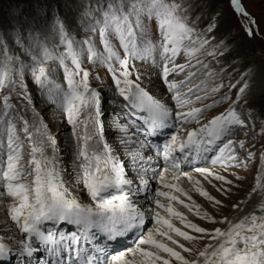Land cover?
I'll return each mask as SVG.
<instances>
[{
  "label": "snow or ice",
  "instance_id": "snow-or-ice-1",
  "mask_svg": "<svg viewBox=\"0 0 264 264\" xmlns=\"http://www.w3.org/2000/svg\"><path fill=\"white\" fill-rule=\"evenodd\" d=\"M229 2L234 12L243 17L240 24L245 34L249 38L256 36L259 25L242 0ZM197 7L192 0H96L95 6L90 5L85 12L90 17L85 27L98 34L102 51L91 37L73 39L60 22L57 31L63 51L56 56L45 47L43 57L34 58L28 66L33 83L61 108L63 120L71 127L74 176L81 191L86 192L88 202L82 201L68 186L57 154V140L47 124L42 121L29 124L22 116H14L11 94L0 97V195L11 198L7 218L24 236L16 241V255L24 264H31L30 258L38 252L30 241H38L44 247L48 254L44 264H264V201L256 210L238 219L224 216L217 221L207 211L201 214V206L180 184L181 177H187L192 191L214 207L224 206L200 180L179 169L182 163L208 160L225 169L248 167L255 154L249 151L241 159L234 147L237 142L227 137L234 134L236 126L245 125L237 109L248 104L253 90L259 87L264 94V75L257 83L258 73L249 69L241 74V80L228 85L229 92L235 90L234 99L225 94L219 101L194 106L224 87L222 84L207 87V79L216 73L201 57L216 60L228 51L227 44L217 43L212 35L219 26L217 17L203 31L198 29L197 19L190 15ZM147 22L155 25L159 37L155 43ZM6 51L0 46V89L18 87L17 94L31 103L24 64L8 56ZM85 57L89 63L103 66L111 75L115 91L132 118L131 126L140 125L137 132L156 135L162 129L176 128L158 150L165 168L159 173L161 187L155 189L151 197L154 207L150 209L145 210L134 197L151 193L148 173L156 177L152 168L154 157L145 156V151L152 150L151 146L145 140L136 139L135 134L130 135L128 125L117 124L118 130L125 134L120 144L136 172L135 180L129 178L125 162L105 138L103 96L90 85V70L83 67ZM178 58L184 63H179ZM47 60H58L66 87L53 78L52 70L45 63ZM137 60L150 62L158 69L164 95L158 96L143 85L144 77L134 63ZM201 72L206 79L193 84ZM181 75L183 79L174 78ZM223 100H229L228 107L202 122L203 113ZM193 123L197 126L189 128ZM25 140L29 147L27 160ZM238 144L241 149L245 147L243 140ZM170 170L176 171L169 177ZM195 171L218 192L229 195L233 181L225 175L205 167H196ZM236 179L242 177L236 176ZM213 180L221 182L220 185L213 184ZM258 191L264 192V153L248 199ZM243 203L233 204L232 208L239 210ZM176 205L226 227H201ZM146 221L153 226L145 232ZM176 221L183 227L177 226ZM62 223L74 225L76 231L65 234L54 227ZM130 237H135L133 246L112 254L114 243ZM101 238L105 241L103 245ZM178 238L186 242L207 238L209 242L196 253L195 259H188L182 253L191 255L193 249ZM9 239L15 240V237ZM11 255L13 247L0 237V264Z\"/></svg>",
  "mask_w": 264,
  "mask_h": 264
},
{
  "label": "rangeland",
  "instance_id": "rangeland-1",
  "mask_svg": "<svg viewBox=\"0 0 264 264\" xmlns=\"http://www.w3.org/2000/svg\"><path fill=\"white\" fill-rule=\"evenodd\" d=\"M192 2L198 5L190 14L191 18L197 19L198 29L203 31L212 23V18L217 17L219 26L212 35L215 37L217 43L223 41L228 46V51L224 52L223 56H218L216 60H213L212 57H201L204 59L205 63L211 64L212 69L216 73L215 77L207 79V87L211 88L220 84L224 85V87H221L218 92L209 95L205 100L194 106L200 107L201 103L211 104L213 100L219 101L225 94H228L230 99H234L235 90L229 92V84L241 80V74L252 69L253 66L258 65L264 70V0H242L246 10L259 25L257 35L252 38H249L245 34L240 24L243 17L238 16L234 12L229 0H192ZM95 4L96 0H0V46H3L7 50L6 54L8 56L16 57L18 61L23 62L25 67V83L27 84L28 94L32 102L29 103L26 99L17 94L20 91L18 87L15 89L10 87L0 89V97L11 94L10 103L15 106L13 110L14 116L17 114L22 116L29 124H32L31 122L34 120L36 123L42 121L47 124L50 132L57 140L58 146H60L58 149H60L61 155L66 158V160H73V162L74 155H72L73 151L70 146L71 127L63 120L61 108L56 106L54 101L48 97L44 90L33 83L28 66L33 64L34 58L41 59L43 57L42 50L45 47L56 56L63 51V46L59 43L57 31V26L60 22L63 23L65 30L71 34L73 39L83 40L87 37H91L96 42L97 48L102 51L98 34L90 32L87 27H85L90 19V17L85 15V12L90 5L95 6ZM147 23L150 35L155 43L159 39L155 32V25L152 22ZM21 29H24L23 34H21ZM33 29H35V31H32ZM113 42L117 43L118 47V42L115 40ZM220 51H224V49L221 48ZM178 62L184 63V60L178 58ZM45 63L49 69L52 70L53 78L59 84L66 87L63 79V70L59 67L58 60H47ZM134 63L144 78L147 79L151 76L158 77V69L150 62H141L137 60L134 61ZM83 67L90 70L91 87L102 92L104 101L102 104V120L106 121L104 127L108 130L105 132V135L106 139L110 140L111 128L120 122L119 119L116 118V124L115 121H110L109 118H111V115H114L112 114V110L115 109V111H117L118 106L122 108L124 101L115 91L111 75L103 66L93 65L89 63L85 57ZM97 75L99 79H96ZM174 78L183 79V76L181 75ZM204 79L206 78L201 72L196 79L193 80V84ZM197 94L202 95L203 93L199 92ZM228 104L229 100H223L214 107L207 109L203 113L201 121L204 122L212 116L224 111L228 107ZM237 110L241 113V118L245 120V125L242 127L236 126L234 128V134L229 135L227 139L237 142L234 143V147L237 155L241 159H243L249 151L255 154L254 158L248 162V167L246 168L229 166L227 169L218 168V171L214 172L225 175L228 179L233 181L228 196L218 192L212 184L206 182V184L203 185L210 195L223 201V207H214L207 199H205V205L202 206L203 203L201 201L198 202L197 199H193L201 206V214L207 211L210 215L214 216L217 221L227 216L230 213L229 210L232 205L254 187L257 169L260 164V156L264 153V133H261V128L264 127V94L259 93L256 97L252 98V100L249 99L247 105L242 104ZM28 115H31L30 119L33 121H30ZM18 126H20L19 123ZM196 126L197 125L194 123L188 125L189 128ZM63 131L69 135V138H67L64 133H61ZM241 140L245 142V147L243 149L239 148L238 144ZM67 143H69V148L66 147ZM28 151V143L25 140V160H27ZM69 151L72 156L67 158ZM71 166L72 163L70 164V167ZM69 173L71 174V172ZM199 176L201 175H198V177ZM236 176H240L242 179L237 180ZM72 177L74 176L72 175ZM73 183H76V186L78 185L76 181ZM220 183L219 181L213 180V184L220 185ZM224 187L227 188L229 186L224 185ZM151 205L153 206V204H150V207ZM2 206L6 207V202H4ZM181 206L182 205H176L178 210L181 211L183 209L181 212L184 211L185 213H189L186 208ZM190 213L186 215L187 218L201 227L211 229L220 226L219 223H212ZM0 215V222L3 226V223L8 219L7 214L4 211H0ZM176 223L177 226H180L178 221H176ZM149 225L151 227V223ZM2 226L0 227V232ZM11 232L14 233L15 236L18 234V230L15 227H13L11 231H3V234L4 236H10ZM191 234L199 235L196 233ZM178 239H180L181 243H185L187 247L193 249L191 255L182 253L190 259H195L196 253L208 242L207 238L199 242H186L181 238Z\"/></svg>",
  "mask_w": 264,
  "mask_h": 264
},
{
  "label": "bare ground",
  "instance_id": "bare-ground-1",
  "mask_svg": "<svg viewBox=\"0 0 264 264\" xmlns=\"http://www.w3.org/2000/svg\"><path fill=\"white\" fill-rule=\"evenodd\" d=\"M252 69H254L257 73H258V75H257V83H259V80H260V77H261V75H264V70H262L261 68H260V66H258V65H256V66H253L252 67ZM143 85L145 86H148V87H150L151 88V91L153 92V93H155L156 95H158V96H160V95H164V91H163V89L161 88V86H160V83H159V80H158V77H154V76H151V77H149V78H144L143 79ZM261 94V91H260V89H259V87H257V88H255L254 90H253V92H252V94H251V96H250V100H252V98H254V97H256V95H258V94ZM113 97V96H112ZM166 98V97H165ZM33 114V113H32ZM29 117V119L31 118V115H28ZM116 116L115 117H111V120L110 121H115V123L117 124V120H116ZM30 121H33V120H31L30 119ZM33 122H35V120L33 121ZM33 122H31V123H33ZM120 122V121H119ZM37 124H39V123H37ZM120 124V123H119ZM105 126V123H104V121H103V130H104V134H105V132L108 130L107 128H105L104 127ZM111 126V125H110ZM113 126V125H112ZM109 128V127H108ZM112 129V132L110 133L111 134V139L110 140H108V139H106L107 140V142L112 146V148L114 149V151H115V153L117 154V156L122 160V161H124V160H126V159H128V156L126 155V153H124L123 151H124V147L123 146H121V144H120V139L122 138V136H121V132L118 130V128H117V125H114L113 126V128H111ZM61 133H64V131L63 132H61ZM64 135L67 137V138H69V135H67V133L65 132L64 133ZM105 138H106V135H105ZM69 143H67L66 144V147L67 148H69ZM58 148H60V146H58ZM67 150V149H66ZM49 154H51V151L49 150ZM58 156H59V159H60V163H61V167H62V169H63V175H64V178H65V180H66V182H67V184H68V186L70 187V189L71 190H73V192H74V194L75 195H78L79 197H80V199L82 200V201H84V202H88V197H87V194H86V192H82L81 191V186H79V185H77L76 186V183H73L74 182V180H72L71 178H72V176H71V174L69 173L70 171L68 170V171H65L64 170V168H66V169H68L67 168V161L68 160H66V158H64L62 155H61V153H60V149H59V151H58ZM72 155H74V154H72ZM71 154H70V151L68 152V154H67V158L68 157H71L72 156ZM155 162V161H154ZM205 166V168H209V169H211V171H213V172H217L218 171V168H223V167H221L220 165H216V166H214V165H212V164H210L209 163V165H204ZM204 166H202V167H204ZM156 167V166H155ZM164 168L165 167H161V166H159L158 168H155V170H157V169H159L160 171H163L164 170ZM172 172L173 171H176V170H171ZM131 172H128L127 174L129 175ZM168 173H171L170 171L168 172ZM177 174H179V172H177ZM187 174L188 175H190V176H192V177H195V179H198V180H200L201 181V183L203 184V185H205L206 184V181H204V179H203V177H201V176H199L198 177V174L199 173H197L196 171H195V169H192V170H187ZM74 176V175H73ZM170 177V176H169ZM130 178V177H129ZM155 180H156V177L155 178H149V181L151 182L150 183V185H151V189H152V186H153V183L155 182ZM75 181H76V179H75ZM180 184H181V186L183 187V188H185L186 190H188L189 192H190V195L192 196V198L193 199H197V201L199 202V201H201L203 204H202V206H204L205 205V203H206V200H205V198L204 197H200V195L198 194V193H196L195 191H192L191 190V185H190V183H188V179H187V177H181V180H180ZM159 187H161V185H159ZM158 187V188H159ZM0 191H2V190H0ZM251 191H252V189H251ZM250 191V192H251ZM250 192H247L246 194H244L243 196H241L240 197V199L239 200H237L236 201V203H238V202H240V201H245V203H243V204H241L240 205V209L239 210H234L231 206V209L229 210V214L227 215V217L229 218V219H238V218H240V217H242L243 215H245V214H248V213H251V212H253L254 210H256L257 209V206L261 203V201H264V192H260V191H258L257 193H253L252 194V196H251V199L249 200L248 199V196H249V193ZM150 196V194H140L139 196H136V197H134V199H135V201L138 203V204H140V203H142L141 201H144V206H145V210H147L148 209V205H149V203H148V197ZM182 199H184V197H181ZM201 198V199H200ZM4 202H6V205L8 206L12 201H11V198L10 197H7L6 195H0V211H4V212H6V214H7V206L5 207V206H2L3 205V203ZM187 202V201H186ZM2 203V204H1ZM235 203V204H236ZM199 204V203H198ZM152 206V205H151ZM182 207V206H181ZM178 208V207H177ZM150 209V208H149ZM182 209V208H181ZM183 210V209H182ZM181 210V211H182ZM180 211V210H179ZM184 212V211H183ZM185 213V212H184ZM190 213V212H189ZM189 213H185V215H188ZM191 214V213H190ZM259 214V213H258ZM3 215V214H2ZM1 216V215H0ZM1 220V219H0ZM148 222L146 221V224H147ZM62 224H64V225H66L67 223H62ZM150 224V223H149ZM61 225V224H60ZM2 226V224H1V222H0V227ZM46 226H48V225H46ZM45 226V227H46ZM147 226H148V224H147ZM153 226V224L151 223V227ZM179 226V225H178ZM150 227V225H149V227L148 228H151ZM180 227H182V225H180ZM219 227H226V225H224V224H220V226ZM147 228V229H148ZM147 229L145 230V232L147 231ZM11 231V230H13V225H12V222H11V220L10 219H7L4 223H3V226H2V229H1V232H0V237H2L3 238V242L5 243V244H9V245H11L12 247H13V255L14 256H16V250H17V244H16V241H18V240H21V239H24V238H21V237H19V234H17L16 236L14 235V233H12L11 232V234H10V236H4V234H3V231ZM10 237H15V240H13V239H9ZM182 239V238H181ZM30 242H32L33 243V246L34 247H37L38 248V252L36 253V254H34L36 257V262L37 261H39V259H41L42 260V262L44 261V257H42V258H39L37 255H39V253H40V243L38 242V241H30ZM209 242V241H208ZM207 242V243H208ZM206 243V244H207ZM204 248V247H203ZM202 248V249H203ZM201 249V250H202ZM123 250H125V249H123ZM122 250V251H123ZM179 250V249H178ZM112 254H115V253H112ZM34 258V257H33ZM38 258V259H37ZM188 258V257H187ZM188 259H190V258H188ZM175 263H178V262H175Z\"/></svg>",
  "mask_w": 264,
  "mask_h": 264
}]
</instances>
